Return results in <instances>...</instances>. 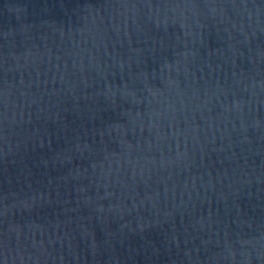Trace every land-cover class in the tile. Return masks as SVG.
Returning a JSON list of instances; mask_svg holds the SVG:
<instances>
[{
    "label": "water",
    "instance_id": "obj_1",
    "mask_svg": "<svg viewBox=\"0 0 264 264\" xmlns=\"http://www.w3.org/2000/svg\"><path fill=\"white\" fill-rule=\"evenodd\" d=\"M0 264H264V0H0Z\"/></svg>",
    "mask_w": 264,
    "mask_h": 264
}]
</instances>
